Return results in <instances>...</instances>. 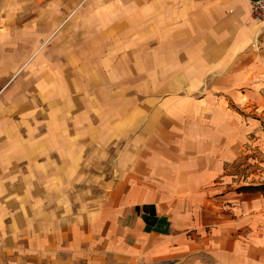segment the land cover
<instances>
[{
    "label": "crops",
    "instance_id": "1",
    "mask_svg": "<svg viewBox=\"0 0 264 264\" xmlns=\"http://www.w3.org/2000/svg\"><path fill=\"white\" fill-rule=\"evenodd\" d=\"M80 3L37 124L0 123V264H264V188L222 179L250 135L234 78L264 98L250 0Z\"/></svg>",
    "mask_w": 264,
    "mask_h": 264
},
{
    "label": "rangeland",
    "instance_id": "2",
    "mask_svg": "<svg viewBox=\"0 0 264 264\" xmlns=\"http://www.w3.org/2000/svg\"><path fill=\"white\" fill-rule=\"evenodd\" d=\"M58 1L57 17L51 18L49 0H41L38 6L37 0H0V53L8 47L10 58L9 65H0V123L5 120L19 127L37 124V114H22L25 108L47 107L48 93L37 89V75L49 71L56 59H62L63 52L59 50L62 43L79 44L86 36L73 34L71 30H80L85 25L81 0ZM255 24L256 54L257 47L264 46V22ZM69 69L76 70V67ZM234 82V95L228 99V105L235 118L250 127V135L244 147L238 148L240 153L234 161L227 164L225 171L230 175L222 179L235 189L264 188V98L258 88L261 80L234 78ZM20 93L25 96L18 98ZM21 134L28 138L24 130L12 132L13 136L9 137L19 138ZM4 135L1 132L0 139H5ZM19 168L12 166L6 171L14 172Z\"/></svg>",
    "mask_w": 264,
    "mask_h": 264
},
{
    "label": "built area",
    "instance_id": "3",
    "mask_svg": "<svg viewBox=\"0 0 264 264\" xmlns=\"http://www.w3.org/2000/svg\"><path fill=\"white\" fill-rule=\"evenodd\" d=\"M250 17L254 22H264V0H250Z\"/></svg>",
    "mask_w": 264,
    "mask_h": 264
}]
</instances>
